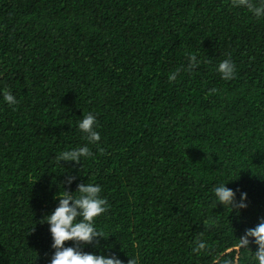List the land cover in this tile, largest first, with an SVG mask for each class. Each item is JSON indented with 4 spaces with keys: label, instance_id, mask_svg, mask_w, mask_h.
I'll return each mask as SVG.
<instances>
[{
    "label": "trees",
    "instance_id": "1",
    "mask_svg": "<svg viewBox=\"0 0 264 264\" xmlns=\"http://www.w3.org/2000/svg\"><path fill=\"white\" fill-rule=\"evenodd\" d=\"M0 264H264V0H0Z\"/></svg>",
    "mask_w": 264,
    "mask_h": 264
}]
</instances>
